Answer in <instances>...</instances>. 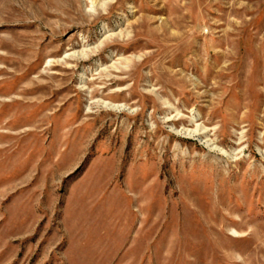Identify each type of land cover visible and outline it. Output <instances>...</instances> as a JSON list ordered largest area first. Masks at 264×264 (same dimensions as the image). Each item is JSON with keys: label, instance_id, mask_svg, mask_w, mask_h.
<instances>
[{"label": "rangeland", "instance_id": "rangeland-1", "mask_svg": "<svg viewBox=\"0 0 264 264\" xmlns=\"http://www.w3.org/2000/svg\"><path fill=\"white\" fill-rule=\"evenodd\" d=\"M0 264H264V0H0Z\"/></svg>", "mask_w": 264, "mask_h": 264}, {"label": "bare ground", "instance_id": "bare-ground-1", "mask_svg": "<svg viewBox=\"0 0 264 264\" xmlns=\"http://www.w3.org/2000/svg\"><path fill=\"white\" fill-rule=\"evenodd\" d=\"M199 130H200V129H199ZM188 133H189V132H188ZM188 133H187V134H188ZM190 133H192V132H190ZM195 133H197V131H195L193 135H196ZM201 134H203V133H201ZM189 135H190V134H189Z\"/></svg>", "mask_w": 264, "mask_h": 264}]
</instances>
